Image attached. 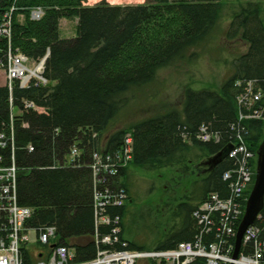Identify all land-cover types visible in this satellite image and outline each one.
I'll use <instances>...</instances> for the list:
<instances>
[{"label":"trees","instance_id":"obj_1","mask_svg":"<svg viewBox=\"0 0 264 264\" xmlns=\"http://www.w3.org/2000/svg\"><path fill=\"white\" fill-rule=\"evenodd\" d=\"M84 1L0 0V20L6 11L11 10L12 16L9 39L0 36V67L6 63L8 45L31 58L47 54L44 76L50 81L47 85L12 87L17 103L27 98L45 109L22 114L27 127H21L20 120L15 122L19 203L33 208L31 225L56 226L59 240L74 248L75 260L91 258L96 248L91 237L90 170L55 167L54 162L76 136L82 140L88 161L92 151L113 150L129 132L133 137L132 159L120 168V177L113 179L128 198L123 205L109 208L108 213L121 217L124 233L131 199V167L187 170L195 161L206 159L207 173L192 181L194 187L191 185L185 195L195 201L177 204L173 215L178 222L162 232L151 248H169L190 240L196 226L192 210L209 192H228L222 174L234 167L233 160L225 156L213 163L212 158L229 143V125L237 121L235 96L240 86L236 81L253 80L264 88V5L247 0L232 10L226 36L243 40L246 49L233 57L232 73L219 86L186 85L181 109L171 107L131 123L127 129L110 131L111 121L127 104V93L151 83L160 68L184 58L190 48L203 43L218 24L223 4L219 0H145L124 5L102 0L85 5ZM37 6L43 12L32 19L31 9ZM63 18L76 19L73 37H61ZM8 96L7 85H0V128L9 120ZM259 103L264 106V99ZM202 122L219 133L218 140L203 142L194 137ZM238 124L247 132L242 134L247 146L256 152L264 136V120L244 118ZM106 131L110 132L105 137ZM28 143L32 151L25 148ZM260 216L256 223L264 238V205ZM109 228L101 226L100 230ZM128 242V248L145 250L136 242ZM188 264H204V259L197 257Z\"/></svg>","mask_w":264,"mask_h":264},{"label":"built area","instance_id":"obj_2","mask_svg":"<svg viewBox=\"0 0 264 264\" xmlns=\"http://www.w3.org/2000/svg\"><path fill=\"white\" fill-rule=\"evenodd\" d=\"M40 15L31 11L33 18H39ZM10 17L11 10L6 11L0 23V36L8 39L10 28L6 21ZM5 55L6 63L0 69L6 77L10 112L9 120L2 122L0 128V264H188L197 257H202L205 264H264V238L256 223L261 220L260 214L245 229L238 256H232L236 227L255 178L256 154L248 150L242 137L240 131L246 132L244 126L230 138L232 149L228 157L236 165L222 174L223 180L227 182L228 192L223 195L209 192L192 212L193 217H198L200 229L205 230L193 242L179 241L174 246L163 249L128 248V239L119 224L121 217H112L108 209L123 205L128 198L125 189L113 183V179L120 168L129 164L132 159L133 137L129 132L124 134L119 144L120 151H117L118 146L113 152L94 150L88 160L94 225L91 237L96 248L94 256L86 260H75L74 248L59 240L55 225H31L29 218L33 208L21 205L18 199L19 167L15 159V122L20 120L21 127H27V123L21 120L22 114L30 111L40 113L45 109L27 98H20L17 103L12 95V85L14 81L19 82V87H28L31 83L49 84L50 81L43 76L46 54L38 58H27L20 50L8 46ZM30 59L34 63L32 68L26 65ZM236 84L240 86L236 95L240 119L263 117L264 106L259 102L264 99V88L253 80H237ZM199 131L200 134L197 133L196 136L202 141L219 139V133L208 129L206 125L202 124ZM81 143L82 140H76L70 152L61 154L54 166L68 167L71 163L81 165L78 161L86 160ZM25 148L33 150L30 143ZM7 152L10 153L9 157ZM106 225L111 228L101 231L100 227ZM30 229L36 231L35 243L29 240Z\"/></svg>","mask_w":264,"mask_h":264},{"label":"rangeland","instance_id":"obj_3","mask_svg":"<svg viewBox=\"0 0 264 264\" xmlns=\"http://www.w3.org/2000/svg\"><path fill=\"white\" fill-rule=\"evenodd\" d=\"M100 1L102 0H85L83 4L92 5ZM104 1L108 4L125 5L143 3L145 0ZM219 1L223 4V10L221 18L211 35L203 43L190 48L184 58L176 59L171 64L160 68L151 83L129 91L127 93V104L113 118L108 130L127 129L129 124L161 113L171 107L181 109L182 92L186 85L193 88H202L209 85L217 87L225 78L231 75V61L234 56L245 51L246 43L238 37H227L226 30L232 10L238 9L239 5L247 0ZM256 1H260L264 5V0ZM19 18L22 19V15H19ZM1 21L2 18L0 23ZM6 22L8 28H10L12 16L7 18ZM75 26V18L61 19V37H73L76 33ZM0 27L2 26L0 25ZM194 52L195 54H193ZM27 58L30 57L27 56ZM26 65L32 68L34 66L32 59L28 60ZM5 78L4 71L0 69V85L5 84ZM261 119L264 120V116ZM106 132L105 137L109 133ZM117 148V151L121 150L119 146ZM58 160L55 159L54 163H57ZM205 161L206 159L195 161L187 170L176 167L158 170L144 169L139 166L131 167L128 170V188L131 199L124 217V236L145 249L153 247V242L161 233L178 222V218L173 215L177 204L184 201L192 203L195 201L193 198L186 199L185 195L191 191L192 181L207 173L208 167ZM109 164H112V162H109ZM68 167L78 166L71 163ZM118 174L119 172L115 174V177L119 176ZM28 236L30 242L35 243L36 231L34 229L28 231Z\"/></svg>","mask_w":264,"mask_h":264},{"label":"water","instance_id":"obj_4","mask_svg":"<svg viewBox=\"0 0 264 264\" xmlns=\"http://www.w3.org/2000/svg\"><path fill=\"white\" fill-rule=\"evenodd\" d=\"M232 148L231 144L225 146L217 155L212 158L215 163L227 156L229 150ZM264 205V136L256 151V167L255 178L252 189L249 193L245 204L244 214L237 226L235 232V242L233 257H236L241 244L242 236L248 225L252 224L257 217V214Z\"/></svg>","mask_w":264,"mask_h":264},{"label":"bare ground","instance_id":"obj_5","mask_svg":"<svg viewBox=\"0 0 264 264\" xmlns=\"http://www.w3.org/2000/svg\"><path fill=\"white\" fill-rule=\"evenodd\" d=\"M31 11H33V12H38V13H40V14H42V12H43V9L41 8V7H39V6H37V7H33L32 9H31ZM30 17H31V12H30ZM32 19H37V18H33V17H31ZM42 56H45V55H42ZM42 56H40V57H42ZM46 59H47V54H46V57H45V62H46ZM44 68H45V64H44ZM43 76H44V69H43ZM45 77V76H44ZM18 85L19 86V82L18 81H14L13 82V85H12V87L13 86H15V85ZM235 99L237 100V96H235ZM10 112V111H9ZM247 112V111H246ZM251 113V112H250ZM250 118H256V117H250ZM242 119V118H241ZM241 119H240V112H239V110L237 109V121L236 122H232L229 126H230V128H231V130H232V135H231V138H233L234 137V135H235V133L237 132V131H239L240 130V128H241V126L238 124V122L239 121H241ZM206 125V123H204V122H202L201 124H199L198 125V127L194 130V137L196 138V139H198V140H200L199 138H197V133L198 134H200V131H199V127L201 126V125ZM235 125V126H234ZM207 127H208V129H210L209 128V126L208 125H206ZM241 132V134H245V133H247V132H243L242 130L240 131ZM77 138L79 137V136H76ZM242 137H243V135H242ZM77 138H72L71 140H70V142L68 143V145H67V147H65L62 151H61V153L59 154L60 156H61V154H63V153H67V152H70V150L72 149V147H74V142L76 141V140H78ZM200 141H202V140H200ZM204 142V141H203ZM228 144H230V141H229V143ZM227 144V145H228ZM226 145V146H227ZM247 148H248V150H251L248 146H247ZM232 149V148H231ZM230 149V150H231ZM229 150V151H230ZM257 151V150H256ZM92 153V152H91ZM229 153V152H228ZM255 154H256V152H254ZM227 157H228V154H227ZM229 158V157H228ZM236 160V159H235ZM81 165H76V166H82V167H87L88 166V163H89V161H87V160H83V161H78ZM234 163V166L236 165V163L235 162H233ZM255 167H256V160H255ZM247 201V200H246ZM246 204V203H245ZM198 206V205H197ZM194 210V209H193ZM193 210H192V212H193ZM244 210H245V208H244ZM192 212H191V218H193L195 221H196V226H195V232L193 233V236H192V238L190 239V240H182V241H188V242H193L194 240H197V239H199L201 236H202V234H204L205 233V230H202V229H200V227H199V225H198V217H193V215H192ZM243 214H244V212H243ZM258 214H260V211H259V213ZM257 214V215H258ZM243 216V215H242ZM242 218V217H241ZM257 218V217H256ZM241 220V219H240ZM240 220H239V222H240ZM255 221V220H254ZM239 222H238V224H239ZM238 224H237V226H238ZM236 229H237V227H236ZM236 232V231H235ZM242 241V240H241ZM234 242H235V235H234ZM175 245V244H174ZM240 246H241V244H240ZM149 249H156V248H149ZM161 249H163V248H161ZM147 250V249H146ZM239 251H240V247H239ZM239 251H238V254H239ZM238 254H237V256H238ZM232 256H233V252H232ZM236 256V257H237ZM236 257H234V258H236ZM205 264V263H204Z\"/></svg>","mask_w":264,"mask_h":264}]
</instances>
